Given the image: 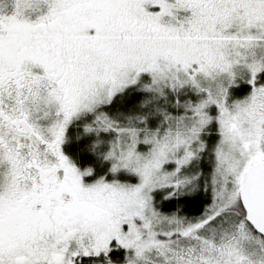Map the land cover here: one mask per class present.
<instances>
[{
    "label": "snow or ice",
    "instance_id": "obj_1",
    "mask_svg": "<svg viewBox=\"0 0 264 264\" xmlns=\"http://www.w3.org/2000/svg\"><path fill=\"white\" fill-rule=\"evenodd\" d=\"M0 264H264V0H0Z\"/></svg>",
    "mask_w": 264,
    "mask_h": 264
},
{
    "label": "trees",
    "instance_id": "obj_2",
    "mask_svg": "<svg viewBox=\"0 0 264 264\" xmlns=\"http://www.w3.org/2000/svg\"><path fill=\"white\" fill-rule=\"evenodd\" d=\"M247 91L246 86H241L240 90H237V95H243ZM84 124L85 121L78 120L74 122L71 126H73L74 131L71 135L68 134L63 145V150L66 155L70 158L71 163L76 165L79 170H83L87 166H93L95 170V174L88 178L89 180H95L101 176H104L105 173L110 168V164L103 161L102 154L107 150V144L99 147L95 153L90 152L88 149L91 145L96 143L101 138L107 140L109 137L104 133H100L99 136L92 133L84 132ZM105 136L108 138L106 139ZM121 178L123 177V173L120 174ZM108 179H111V176H108ZM174 208L173 205L169 206V210ZM184 213H191V210L188 207H184L182 209Z\"/></svg>",
    "mask_w": 264,
    "mask_h": 264
},
{
    "label": "rangeland",
    "instance_id": "obj_3",
    "mask_svg": "<svg viewBox=\"0 0 264 264\" xmlns=\"http://www.w3.org/2000/svg\"><path fill=\"white\" fill-rule=\"evenodd\" d=\"M75 122H76V121H75ZM72 124H73V123H72ZM72 124H70V125L67 127V129H66L64 143H65V140H66V138H67V135H68V134L71 135V134L74 132V131H72V130H73V126H71ZM105 138L107 139L108 137L105 136ZM108 139H109V138H108ZM108 139L105 140V139L101 138L100 141H104V142H105L104 144H107L106 142L108 141ZM64 143L61 144V147L64 145ZM104 144H103V145H104ZM103 145H102V146H103ZM61 151L64 152L63 147L61 148ZM73 166L76 167V168H78V167H77L76 165H74V164H73ZM78 169H79V168H78ZM88 178H91V176H90V177H83V178H82V182L84 183L85 186H88V185L92 184V183L95 181V180H89ZM109 180H111V179H109Z\"/></svg>",
    "mask_w": 264,
    "mask_h": 264
},
{
    "label": "flooded vegetation",
    "instance_id": "obj_4",
    "mask_svg": "<svg viewBox=\"0 0 264 264\" xmlns=\"http://www.w3.org/2000/svg\"><path fill=\"white\" fill-rule=\"evenodd\" d=\"M63 147V146H62ZM61 147V148H62ZM62 152V151H61ZM62 154L70 161V163H71V160H70V158L66 155V153L65 152H62ZM72 165H73V163H71Z\"/></svg>",
    "mask_w": 264,
    "mask_h": 264
}]
</instances>
